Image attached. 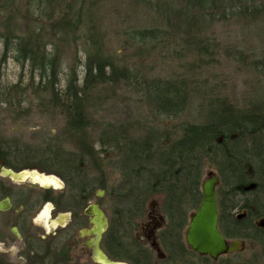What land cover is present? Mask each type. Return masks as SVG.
I'll return each mask as SVG.
<instances>
[{
	"label": "trees",
	"instance_id": "trees-1",
	"mask_svg": "<svg viewBox=\"0 0 264 264\" xmlns=\"http://www.w3.org/2000/svg\"><path fill=\"white\" fill-rule=\"evenodd\" d=\"M35 1L42 10L40 18L36 17L40 25H31L36 20L30 19L29 12L22 27L11 15L1 25L5 26L1 33L2 60L13 58L30 75L25 88L21 84L0 85V103L12 104L15 97L33 88V93L42 99L40 105L63 118L62 138L44 143V147L33 151L35 156L18 155L0 139V159L13 162L17 170L39 167L60 175L80 201V208L93 198V190H100L110 175L105 173L106 161L119 177L110 190L115 205L110 220L114 235L122 226L142 217L149 201L157 196H163L162 209L167 213L172 210L170 213L177 218L194 213L203 198V182L214 171L219 179V221L226 236H237L247 243L252 240L245 233H255L258 229L253 226L255 220L264 222V99L257 97L246 107H238L226 97L206 96L202 105L205 120L172 128L163 125L158 129L145 122L99 124L96 109L106 101L103 93L122 83L130 84L139 76L124 60L107 53L106 35L100 29L97 13L99 0ZM45 2L48 5L43 8ZM145 2L146 8L160 18L166 17V26L173 35L185 36L183 46L189 52L182 57L195 60L191 67L210 53L199 27L206 26L208 19L231 14L256 22V17L264 14V0ZM9 6L10 0H0L1 10L7 11ZM46 21H50V33H47ZM159 32L160 28L137 29L126 37L133 44L146 47L151 42L164 43L165 38ZM48 34L51 38L46 40ZM57 39L64 44L82 39L85 52L82 80L73 70L62 85L64 56ZM152 50L153 47L147 52ZM190 81L182 76L152 80L145 87V96L155 116L179 117L190 99ZM98 124L100 132L96 136L92 130ZM88 170L99 173L97 184L88 178ZM235 210L245 215L231 229L228 217ZM254 236L262 252L251 264L259 260L264 263V231ZM114 239L121 237L114 236Z\"/></svg>",
	"mask_w": 264,
	"mask_h": 264
},
{
	"label": "rangeland",
	"instance_id": "rangeland-1",
	"mask_svg": "<svg viewBox=\"0 0 264 264\" xmlns=\"http://www.w3.org/2000/svg\"><path fill=\"white\" fill-rule=\"evenodd\" d=\"M145 1L149 0H99L97 13L100 29L106 35L107 53L124 60L133 69L132 72L139 76L130 84L122 83L116 86V89H109L103 93L106 101L96 109V119L100 121L99 124L145 122L149 125L154 124L158 129H162L163 125L172 128L188 122L201 123L205 114L202 105L206 96L226 97L238 107H246L257 97L264 99V14L258 15L256 22L246 19L245 16L241 18L231 14L216 15L213 19H208L206 26L199 27L202 31V41L206 43L210 53L203 55V59L196 61L195 66L191 67L190 64L195 60L192 57H182L189 52V48L183 46L185 36L173 35L166 26V17L160 18L156 12L146 8ZM43 5L45 8L48 4L45 2ZM27 12L30 13V19L36 20L31 25H40L38 19L42 10L37 8L35 0H10L7 11L0 9L1 86L10 87L21 84L25 88L29 82L30 74L27 69L23 70L13 58L7 61L2 60L4 43L1 38L5 27L1 26L4 19L9 15L14 16L22 27L26 21L24 17ZM46 23L47 33H50V21ZM150 28H160L158 35L165 38L164 43L154 45L151 42L152 44L148 43L149 45L145 47V45L133 44L126 37L127 33L134 30ZM49 38H51L50 34L45 36L46 40ZM55 41L60 45V53L64 56L60 73L62 85L66 84L67 76L73 70L82 80L84 77L82 61L85 56L82 39H77L76 43L70 41L65 44L59 39ZM152 47V52L148 53L147 50ZM179 76L188 81L191 80L189 82L190 99L185 111L179 117L172 119L155 116L152 112L153 107L149 105L145 96L147 93L145 87L155 79L170 80ZM35 84H38V81ZM21 96L25 97L23 99L25 101L21 100ZM21 96H12V98L15 97L12 104L0 103V139L7 142L5 143L7 149L15 150L18 155L35 156L33 151L38 147H44V143L57 137L62 138L60 129L64 120L58 113L48 111L40 105L42 99L33 93V88L23 91ZM99 124L92 130L96 136L100 132ZM96 145L98 149V144ZM36 161L32 162L35 164ZM104 165L105 173L110 175L106 176L104 180L106 182L103 181V187L100 188L103 191L102 195L98 196L97 190H93V198L90 202L99 204L109 220L115 209L110 190L118 183L119 177L117 171L108 166L106 161ZM25 171L55 179L61 189L52 192L54 197L64 192L63 181L59 175L48 173L39 167L27 168ZM99 176L98 172L88 170V178L93 184L98 183ZM162 198L163 196H157L149 201L147 204L149 214L160 208ZM58 211L56 208L51 210L49 217L51 224L56 222L57 225L60 220H63L59 213L61 211ZM56 227V230L60 229ZM7 249L10 251L11 247ZM261 252V247L255 244L234 259L239 260L238 264H250L251 259H259ZM5 257L10 263H16L20 259L16 250ZM74 257L73 255L70 264H79L76 262L77 257L75 259ZM256 264L264 263L259 260Z\"/></svg>",
	"mask_w": 264,
	"mask_h": 264
},
{
	"label": "flooded vegetation",
	"instance_id": "flooded-vegetation-1",
	"mask_svg": "<svg viewBox=\"0 0 264 264\" xmlns=\"http://www.w3.org/2000/svg\"><path fill=\"white\" fill-rule=\"evenodd\" d=\"M13 164L0 159L2 207L0 208V264H70L73 255L77 257L76 262L79 264H103L96 260L97 251L94 244L96 233L92 222L95 218L93 213L95 203L89 200L83 208H80V201L73 196L66 181L60 175L64 192L54 197L52 192L61 189L60 185L41 183L37 177L28 176L31 173L26 172V169L17 170ZM217 206L219 210L218 194ZM54 208L61 211L58 212L63 218L57 225L56 222L51 224L49 219ZM147 211L148 209H145L143 216L136 219V222L122 226L116 235L111 231L112 216L108 220L103 211L108 225L102 234L99 248L109 262L112 264H238L239 260L234 258L255 244L260 246L254 235L264 231V224L260 220H255L253 226L258 228L255 233L251 231L245 233L247 237L253 238L249 239L247 246L246 240L237 236L233 238L226 236V230L219 221V213L218 228L223 237L229 243L240 241L243 247L213 259L209 255L195 252L187 242L188 228L195 212L177 218L170 213L173 212L172 210H167L169 213L164 211L162 204L154 213L149 214ZM55 213L57 216V212ZM244 215L245 213L237 214L236 210L231 212L228 217L229 227L232 229L231 226L236 220L242 219ZM55 225L60 229L56 230ZM114 236H120L121 239L115 240ZM115 246L117 249H114ZM8 247H11L10 251ZM15 250L20 259L16 263H10L5 259V255ZM225 258L227 259L224 260ZM251 260L250 264L255 261V259Z\"/></svg>",
	"mask_w": 264,
	"mask_h": 264
},
{
	"label": "water",
	"instance_id": "water-1",
	"mask_svg": "<svg viewBox=\"0 0 264 264\" xmlns=\"http://www.w3.org/2000/svg\"><path fill=\"white\" fill-rule=\"evenodd\" d=\"M208 177L209 178L204 181L202 186V202L190 221L187 232V242L195 252L201 255H209L213 259H216L228 252L240 250L243 244L240 241L229 243L219 231V213L216 194L218 177L214 172H209ZM102 193L103 191L99 190L98 196L102 195ZM0 208H2L1 205ZM93 213L95 214V218L92 219V222L94 224V232L96 233L94 239L97 251L96 260L103 264H112L106 259L99 248L102 234L108 225L107 219L97 204L93 205ZM262 224H264V222H262Z\"/></svg>",
	"mask_w": 264,
	"mask_h": 264
},
{
	"label": "bare ground",
	"instance_id": "bare-ground-1",
	"mask_svg": "<svg viewBox=\"0 0 264 264\" xmlns=\"http://www.w3.org/2000/svg\"><path fill=\"white\" fill-rule=\"evenodd\" d=\"M28 176L30 177H37V179L41 182V183H45V184H50V185H53V186H56L58 185L57 181L55 179H52V178H49V177H44V176H41L39 174H29ZM24 177V176H22Z\"/></svg>",
	"mask_w": 264,
	"mask_h": 264
}]
</instances>
